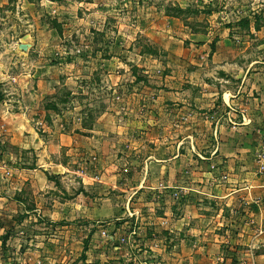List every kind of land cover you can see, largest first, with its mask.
<instances>
[{"label": "rangeland", "instance_id": "374dc122", "mask_svg": "<svg viewBox=\"0 0 264 264\" xmlns=\"http://www.w3.org/2000/svg\"><path fill=\"white\" fill-rule=\"evenodd\" d=\"M221 81L257 113L264 0H0V264H227Z\"/></svg>", "mask_w": 264, "mask_h": 264}, {"label": "crops", "instance_id": "0c3cea01", "mask_svg": "<svg viewBox=\"0 0 264 264\" xmlns=\"http://www.w3.org/2000/svg\"><path fill=\"white\" fill-rule=\"evenodd\" d=\"M226 83L228 82L224 81V84ZM224 84L222 81L220 82V91L217 94H212L210 92L213 91H206V89H204L203 93L198 92L191 102L199 105L203 100V103L211 104L217 111L220 110L222 113L224 112L226 117L227 111L232 108L231 105H238L241 111L243 108H246L245 110H248L246 114L247 118L251 120L252 125L240 122L238 126L232 130L244 135V137L249 135L248 137L250 138H241L239 139L241 142H238L237 144H234L235 142L231 143L230 145L232 147L230 146L231 148L228 147L225 149L227 151L226 153L222 152L223 166H221V170L222 173L227 176V180L219 182L221 176L218 172H215L213 175H206L207 184L212 181L215 183H217V181L221 183L215 187L216 193L210 195L207 199H210L211 202L216 204L219 202L223 204L220 213H217V217L222 215L224 217L221 222L218 221L217 226H264V175H262L263 173L261 174L258 172L254 155L252 154V152L257 149L256 146H258L261 136L264 135V100H261V105L259 106L258 104H255L254 109H256L257 113L252 115L249 108L239 105L243 97L239 98L240 95H237V93L224 90ZM189 87L190 86L187 85L181 88L182 95L178 98L180 101L184 99L183 93L185 97L187 95L183 92L184 88L186 90ZM253 89L256 88L254 87ZM206 92H209V94ZM190 100L186 98L185 102H190ZM205 105H203L202 108L195 105V108L190 109V111H193V114L198 113L199 109H206ZM181 108L183 110L186 107ZM214 129L216 133L219 131L220 134H222L225 130V126L223 123L221 125L219 123ZM260 132L262 135H260ZM252 137L256 139V141H252ZM216 162L219 161L216 160ZM147 178L144 177L142 182ZM149 180L152 183H157L154 179L151 180L149 178L148 181ZM211 202H209L210 205L212 204ZM209 209L211 208H207L206 211ZM103 212L105 211L96 209L94 213L102 215ZM251 213L254 215L249 219H251L250 221L253 225H249L248 223V216H250ZM235 216L240 217L235 218ZM242 216L243 218H241ZM213 220L214 217L210 214L206 221L211 225ZM216 220H219V218ZM239 221H242L244 224L242 225ZM258 230H253L250 236L244 237L241 242L239 241L237 244L231 242L229 246H227L229 249V252L227 253L229 257L226 258L227 264L231 261L235 264H264V231Z\"/></svg>", "mask_w": 264, "mask_h": 264}, {"label": "built area", "instance_id": "2783aa9c", "mask_svg": "<svg viewBox=\"0 0 264 264\" xmlns=\"http://www.w3.org/2000/svg\"><path fill=\"white\" fill-rule=\"evenodd\" d=\"M258 167L260 168V171L264 173V141L260 148V153L257 157Z\"/></svg>", "mask_w": 264, "mask_h": 264}, {"label": "trees", "instance_id": "16d2710c", "mask_svg": "<svg viewBox=\"0 0 264 264\" xmlns=\"http://www.w3.org/2000/svg\"><path fill=\"white\" fill-rule=\"evenodd\" d=\"M3 100V96L2 94L0 93V102Z\"/></svg>", "mask_w": 264, "mask_h": 264}]
</instances>
